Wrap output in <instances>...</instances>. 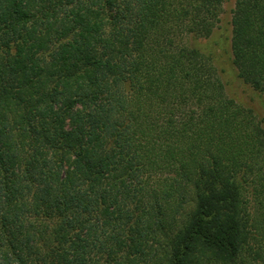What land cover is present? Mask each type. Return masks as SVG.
<instances>
[{
    "label": "trees",
    "instance_id": "trees-1",
    "mask_svg": "<svg viewBox=\"0 0 264 264\" xmlns=\"http://www.w3.org/2000/svg\"><path fill=\"white\" fill-rule=\"evenodd\" d=\"M223 0H0V264H264V129L205 52ZM230 53L264 93V0Z\"/></svg>",
    "mask_w": 264,
    "mask_h": 264
},
{
    "label": "rangeland",
    "instance_id": "rangeland-1",
    "mask_svg": "<svg viewBox=\"0 0 264 264\" xmlns=\"http://www.w3.org/2000/svg\"><path fill=\"white\" fill-rule=\"evenodd\" d=\"M234 0H223L219 21L209 37H187V45L209 55L224 94L236 104L252 111L264 129V93L255 92L238 77L230 53V19Z\"/></svg>",
    "mask_w": 264,
    "mask_h": 264
}]
</instances>
